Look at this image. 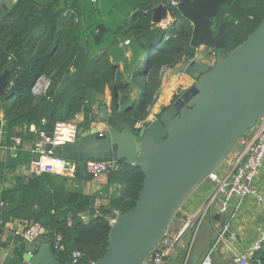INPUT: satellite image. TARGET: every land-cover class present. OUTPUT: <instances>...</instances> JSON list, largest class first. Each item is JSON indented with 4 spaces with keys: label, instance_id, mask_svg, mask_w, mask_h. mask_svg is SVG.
Listing matches in <instances>:
<instances>
[{
    "label": "trees",
    "instance_id": "16d2710c",
    "mask_svg": "<svg viewBox=\"0 0 264 264\" xmlns=\"http://www.w3.org/2000/svg\"><path fill=\"white\" fill-rule=\"evenodd\" d=\"M152 2L15 0L0 17V76L12 61L6 94L0 97V149L8 148V159L0 152V178L14 183L5 190L4 203L7 211H16L40 195H48L49 202L41 205L31 221L43 224L49 231L46 236L52 240L57 234L62 235L66 250L56 253L62 264H72L70 252L74 248L84 253L80 264H92L106 252L112 226L106 209L111 207L122 213L134 206L144 174L140 167L120 161L109 172L106 188L120 183L121 191L110 196L109 204L96 206L95 198L100 194L84 195L81 190L66 188L69 179L66 176L49 172L17 174L21 165L33 159L25 142H33L36 137L32 125L37 130L45 127L43 120L52 110L54 95L67 75L70 79L55 105L53 123L73 119L83 112L84 130H89L94 118L92 103L105 94L107 87L112 92L114 113L119 117L135 123L149 117L161 84V70L165 66L175 68L196 54L190 44L192 26L176 9L172 14L177 21L168 28L154 25L150 11L133 13L139 5ZM263 16L264 0H231L222 6L219 21H230L232 40L235 36L231 23L237 25V45L258 26ZM121 34L134 36L142 56L146 55V59L140 57L135 61L132 71H121L109 58L108 48ZM42 76L48 78L49 85L37 94L34 86ZM134 88L136 99L132 94ZM17 136H21L22 143L13 153V137ZM95 213L97 216L92 217ZM82 214L91 217L84 220ZM7 216L10 214H0V231ZM178 216L179 212L174 219ZM253 261L264 264V244Z\"/></svg>",
    "mask_w": 264,
    "mask_h": 264
},
{
    "label": "water",
    "instance_id": "95a60500",
    "mask_svg": "<svg viewBox=\"0 0 264 264\" xmlns=\"http://www.w3.org/2000/svg\"><path fill=\"white\" fill-rule=\"evenodd\" d=\"M175 1L176 10L192 26L191 46L196 51L206 48L215 62L209 64L195 54L176 66L174 73L186 72L195 82L176 94L157 118L135 123L101 105L94 120L103 130L93 126L74 142L47 146L55 156L78 162L84 176L87 160L108 162L112 170L126 161L143 171L136 204L122 213L106 209L112 223L109 246L93 264H141L185 200L264 116V16L243 42L229 49L230 21H219V16L231 0ZM170 2L141 4L134 12L150 11L153 23H168ZM11 5L12 0H0V17ZM11 67L12 61L0 76V97L6 94ZM69 79L70 75L64 77L54 95L46 124L49 135L55 105ZM24 259L62 264L47 236L39 237L33 255L26 252Z\"/></svg>",
    "mask_w": 264,
    "mask_h": 264
},
{
    "label": "crops",
    "instance_id": "0c3cea01",
    "mask_svg": "<svg viewBox=\"0 0 264 264\" xmlns=\"http://www.w3.org/2000/svg\"><path fill=\"white\" fill-rule=\"evenodd\" d=\"M108 1V0H107ZM153 4H158L161 0H152ZM15 0H12V4ZM134 13V11H133ZM175 17L169 14L168 23L155 24L158 27L168 28L174 22ZM153 22V21H152ZM167 38V37H166ZM206 48L201 47L196 52L197 58L202 61L212 56L206 51ZM101 51H99L100 53ZM109 58L117 64L121 71H132L136 67L135 61L138 58H146L142 56L143 51L140 49L138 41L134 36L118 35L110 47L108 48ZM179 63L178 65H180ZM177 65V66H178ZM174 68L165 66L160 73L161 84L158 88L155 102L151 107V114L148 118L155 119L163 111L164 107L170 106L176 94L189 88L195 82V78L186 72L174 73ZM45 85H49V80L46 77ZM35 92V91H34ZM134 96L137 94V89L134 88ZM133 94V93H132ZM112 92L109 87L106 88L105 94L99 96L95 103H92L93 113L96 114L101 105L107 106L109 111L114 112L112 106ZM90 106V104H89ZM79 125L84 130L85 114L77 113ZM98 126L103 130L102 124H96L94 118L90 123V128ZM1 133V132H0ZM2 136H0V141ZM34 141L26 140V148L32 147ZM242 143L234 145L228 156L218 166V174L221 178L226 177L234 171L235 160L240 152ZM0 149L2 156L8 159V148ZM13 153L15 150H12ZM30 163H25L19 167L17 174L29 175L26 166ZM79 172L74 175H69L70 181L66 188L72 190H81L84 195H96V206L107 205L110 202V196L121 191L120 183H112L107 189L109 175L104 174L99 177H93L89 174L80 178ZM74 179V180H73ZM257 191L264 193V165L261 168L258 176L255 179ZM14 186L13 180L0 178V214H10L7 216L4 227L0 231V264H27L24 259L26 252H35L36 242H24L18 235V222L20 220H31L37 215V211L41 209V205L48 201V195H40L34 202H29L20 207L16 211H7L3 196L7 189ZM217 182L206 180L202 182L192 194L185 200L179 210V216L198 218L202 214H206L204 220L200 224L198 230L188 229L181 241L177 244L175 251L168 258L166 264H201L205 255L213 246L221 228L225 224H229V229L224 235V239L216 246L213 254V264H233L236 255L245 252L258 240V228L264 221V210L255 196H248L242 202L237 197H227L225 193L219 191L212 202L210 209L206 210V202L213 196L217 190ZM106 188V190H105ZM103 192V194H102ZM3 202V204H2ZM240 204L237 209V205ZM231 214H237L234 218ZM2 216V215H1ZM32 244V245H30ZM23 248V250L21 249ZM23 251V252H22Z\"/></svg>",
    "mask_w": 264,
    "mask_h": 264
},
{
    "label": "built area",
    "instance_id": "2783aa9c",
    "mask_svg": "<svg viewBox=\"0 0 264 264\" xmlns=\"http://www.w3.org/2000/svg\"><path fill=\"white\" fill-rule=\"evenodd\" d=\"M91 1L94 2L97 0ZM176 6L177 2L171 0V12L176 9ZM45 81V76H42L37 81L34 86L35 93L38 94L45 91L48 86L45 85ZM43 123L45 127L41 130H37L34 125L31 126V130L36 131V137L30 149L33 154V159L26 166L28 172H30V174L38 172H49L55 175H64L66 173L69 175L76 174L78 172V162L55 156L52 150L48 149L47 146L48 144L57 146L74 142L80 136L82 129L77 120V115H75L73 119L58 120L53 123L51 135H49L46 130L47 119H44ZM13 140H15V145L12 149L15 150L21 145L22 139L21 136H17L13 137ZM239 142L242 143V147L236 157L234 171H232L230 175L221 178L218 174L217 167L207 176L208 180L217 182L218 186L216 192L206 202V210L210 209L219 191L224 192L227 197H237L240 202L248 196H255L264 210V193L258 192L255 185V179L264 165V116L252 129L238 139L237 143ZM111 170L110 163L108 162L87 160L85 163L86 173L93 177L109 174ZM239 206L240 204L237 205V209ZM81 216L84 220H88L91 217L87 214H82ZM95 216H97L96 213L92 217ZM205 216L206 214H202L198 218L178 216L170 223L159 243L148 255H146L141 264H166L185 232L192 228L196 233ZM235 216H237V214H231L232 218ZM18 228V235L24 242H36L39 237L46 236L49 232L40 222L26 219L18 222ZM228 229L229 224H225L221 228L213 246L205 255L201 264H213L215 248L220 241L224 239V235ZM258 233L259 237L255 244L246 249L245 252L236 255L233 264H262L261 262L256 263L253 261V257L264 244V221L259 226ZM51 244L55 253L66 250L61 234H57L53 240L51 239ZM28 253L33 255L34 252ZM83 257L84 253L80 249L74 248L70 252L72 264H80ZM27 264L32 263L28 262Z\"/></svg>",
    "mask_w": 264,
    "mask_h": 264
},
{
    "label": "rangeland",
    "instance_id": "374dc122",
    "mask_svg": "<svg viewBox=\"0 0 264 264\" xmlns=\"http://www.w3.org/2000/svg\"><path fill=\"white\" fill-rule=\"evenodd\" d=\"M224 17H228V15L227 16H224ZM232 19V18H231ZM231 28H232V32H233V34H234V36H235V39L234 40H231L230 42H229V45H228V48H230V47H233L234 45L235 46H237L236 45V43H237V38H238V35H236V32H237V29H238V27H237V25L235 24V23H231ZM236 31V32H235ZM249 36V35H248ZM247 36V37H248ZM197 52V51H196ZM203 53H204V55H205V53H206V50L205 51H203ZM146 59V58H145ZM204 59L206 60V61H209V62H211L212 64L215 62V56H213L212 55V57L210 58H208V59H206V57L204 56ZM133 97L136 99V97H138V95L136 94L135 96H134V92H133ZM56 175H58V176H66V177H68L69 179H68V183H67V186H68V184H69V181H70V177H69V174H64V175H60V174H56ZM74 180V179H73ZM69 187V186H68ZM117 212H119V211H117ZM30 245H32V244H30ZM191 264V263H190Z\"/></svg>",
    "mask_w": 264,
    "mask_h": 264
},
{
    "label": "flooded vegetation",
    "instance_id": "af4514ba",
    "mask_svg": "<svg viewBox=\"0 0 264 264\" xmlns=\"http://www.w3.org/2000/svg\"><path fill=\"white\" fill-rule=\"evenodd\" d=\"M211 56H212V54H211ZM214 56V55H213ZM209 64H212L211 62H209V61H207Z\"/></svg>",
    "mask_w": 264,
    "mask_h": 264
}]
</instances>
